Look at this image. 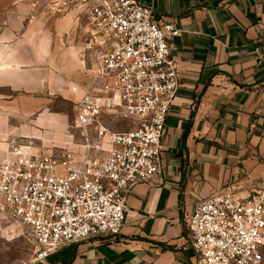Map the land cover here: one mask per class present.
I'll return each instance as SVG.
<instances>
[{
    "label": "crops",
    "instance_id": "0c3cea01",
    "mask_svg": "<svg viewBox=\"0 0 264 264\" xmlns=\"http://www.w3.org/2000/svg\"><path fill=\"white\" fill-rule=\"evenodd\" d=\"M138 1L180 30L171 42L179 87L165 121L161 182L130 189L116 237L66 244L33 264H192L194 203L229 183L247 197L264 173V0ZM32 2L0 0V87L37 103L11 142L41 153L76 149L69 116L46 103L83 94L90 28L77 9L54 17Z\"/></svg>",
    "mask_w": 264,
    "mask_h": 264
},
{
    "label": "built area",
    "instance_id": "2783aa9c",
    "mask_svg": "<svg viewBox=\"0 0 264 264\" xmlns=\"http://www.w3.org/2000/svg\"><path fill=\"white\" fill-rule=\"evenodd\" d=\"M32 3L61 16L77 9L90 28L81 58L88 84L69 126L77 148L41 153L11 142L0 158V210L26 229L37 263L66 244L116 237L130 189L160 184L165 121L179 87L171 42L180 30L138 0ZM104 117L131 126L114 132ZM239 189L229 183L194 203L187 223L192 264H262L264 173L247 197Z\"/></svg>",
    "mask_w": 264,
    "mask_h": 264
},
{
    "label": "rangeland",
    "instance_id": "374dc122",
    "mask_svg": "<svg viewBox=\"0 0 264 264\" xmlns=\"http://www.w3.org/2000/svg\"><path fill=\"white\" fill-rule=\"evenodd\" d=\"M45 11L54 17H61V15L50 13L46 8ZM13 96L14 94L10 93L7 88L0 87V158L6 153L12 138L18 134L20 127L33 120L36 114L34 112L36 106L33 105L37 103L21 100L20 97L13 98ZM46 104L50 112L68 115L71 123L74 102L57 98ZM23 111H30V116L20 117ZM103 123L114 132L127 130L131 126L127 120L117 117H104ZM69 130L73 133L71 129ZM33 255L34 245L26 229L0 210V264H33ZM262 264H264V256Z\"/></svg>",
    "mask_w": 264,
    "mask_h": 264
}]
</instances>
